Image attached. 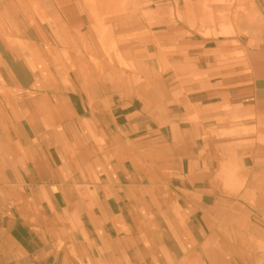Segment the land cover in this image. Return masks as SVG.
Masks as SVG:
<instances>
[{
  "label": "crops",
  "instance_id": "1",
  "mask_svg": "<svg viewBox=\"0 0 264 264\" xmlns=\"http://www.w3.org/2000/svg\"><path fill=\"white\" fill-rule=\"evenodd\" d=\"M88 10L0 0V264H212L207 143L245 87L181 78L225 44L141 22L119 45L135 70L73 68Z\"/></svg>",
  "mask_w": 264,
  "mask_h": 264
},
{
  "label": "rangeland",
  "instance_id": "2",
  "mask_svg": "<svg viewBox=\"0 0 264 264\" xmlns=\"http://www.w3.org/2000/svg\"><path fill=\"white\" fill-rule=\"evenodd\" d=\"M102 1L84 0L90 7L87 22L94 25L86 26L88 43L83 41L84 55H80L78 63L74 59L71 67L102 72L96 53L101 51L117 68L135 70L132 58L119 45L122 39L145 34L136 28L143 22L150 32L175 31L180 38L220 39L225 44L206 74L192 70L195 75L186 74L181 79L196 83L202 79H226L229 88L244 86L254 90V72L248 63L256 60L253 53L264 50V0H207L218 17L215 23L201 22L211 15L204 3L197 16L188 13L187 4L198 0H106L110 4L107 9L102 7ZM115 22L121 25L115 28L116 35L110 26ZM252 99L250 94L244 105L224 109L229 116L217 118L207 143L211 153L206 157L215 167L212 179L217 202L211 212V230L207 228L208 234L198 237L203 243L198 252L209 248L207 253L213 251L211 260L222 259L228 264H264V154L254 155L259 148L264 151V112ZM252 127L255 129L244 131ZM246 152L250 158H245ZM209 258L199 256L196 264H210Z\"/></svg>",
  "mask_w": 264,
  "mask_h": 264
},
{
  "label": "bare ground",
  "instance_id": "3",
  "mask_svg": "<svg viewBox=\"0 0 264 264\" xmlns=\"http://www.w3.org/2000/svg\"><path fill=\"white\" fill-rule=\"evenodd\" d=\"M202 3H204L206 6H208L209 10H210V16L207 17H203L201 19V22H211V23H215L214 21H218V17H215L213 11H212V5L210 2H208L207 0H198V3L196 4H187L186 6V10L188 11L189 14L193 15L195 14L196 16L198 15V13H200L201 11V5ZM220 3L219 1L217 2V4ZM97 4V3H96ZM216 4V3H215ZM102 7L104 9H107L110 7V4L108 1L103 0L102 1ZM203 7V6H202ZM97 8V7H96ZM220 19L222 18V16H219ZM218 35L214 34L213 37H217ZM252 57L254 59H256L255 61H253V63L249 62L247 60L248 66L250 69L253 70L254 75L252 74L253 78H254V90L252 89H248L245 87L244 90V94H246V98H249L250 94L251 96H253L252 100L253 103H256V105L258 106V110L260 112H264V50H260L258 53H253ZM246 63V64H247ZM246 79V78H245ZM244 82H246V80H244ZM259 124L261 125V121H259ZM259 125V127H261ZM262 125H264V123H262ZM251 129H255V127L252 128H247L244 131H250ZM260 155V154H264V151L261 150L260 148L254 152V155ZM245 158H250V156H248L247 152L244 153ZM213 256V254H212ZM212 264H228L225 260L220 259L219 261H215V260H211Z\"/></svg>",
  "mask_w": 264,
  "mask_h": 264
}]
</instances>
